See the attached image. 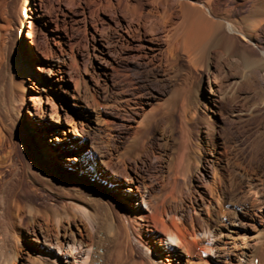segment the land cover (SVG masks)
Wrapping results in <instances>:
<instances>
[{
  "label": "bare ground",
  "instance_id": "obj_1",
  "mask_svg": "<svg viewBox=\"0 0 264 264\" xmlns=\"http://www.w3.org/2000/svg\"><path fill=\"white\" fill-rule=\"evenodd\" d=\"M101 1L122 18L120 37L127 46L138 38L151 56L180 52L197 72L208 74L207 98L212 103L216 91L224 99L255 88L253 106L264 111V49L256 41L264 25V0H252V10L237 21L230 19L228 4L217 7V0H125V14L122 0ZM1 2L0 264H17L25 249V264H264V176L235 168L231 197L225 191L207 192L190 211L180 209L176 204L182 195L179 179L190 172L193 154L187 136H182L177 152L174 148L169 152L170 159H175L170 165V189L156 190L141 176L126 207L116 205L111 197L119 184L118 178L105 172L114 165L111 155L97 149L92 163L100 166V173L85 168L90 134L79 122L67 120L72 137L60 155L76 171L64 174L51 169L17 124L30 101L36 120L50 114L57 131L65 126L58 115L61 107L54 101L43 102L37 84L17 82L28 71L20 62L15 70L13 66L19 35L29 28L27 36L33 38L31 31L37 32L33 19H48V15L43 0H38L32 15L31 0H22L12 9ZM51 30L50 38L59 44L58 29ZM47 66L52 76L71 77L64 57L54 58ZM63 78L55 81V92L64 90L78 105V87L69 92L61 83ZM222 82L231 89L225 90ZM152 110L145 104L135 114L133 129L141 127ZM92 177L106 186L90 183ZM129 179L125 178L133 181Z\"/></svg>",
  "mask_w": 264,
  "mask_h": 264
},
{
  "label": "rangeland",
  "instance_id": "obj_2",
  "mask_svg": "<svg viewBox=\"0 0 264 264\" xmlns=\"http://www.w3.org/2000/svg\"><path fill=\"white\" fill-rule=\"evenodd\" d=\"M1 1L3 7L12 9L22 0ZM37 3L38 0H31V15L36 12ZM102 3L101 0H43L48 19L34 18L37 32L31 31L33 38H28L30 29L27 28L15 43L14 70L20 62L28 71V75L17 82L37 84L43 102L54 101L61 107L58 115L65 126L57 131L50 114L44 120H36L30 101L22 109L17 124L18 130L29 135L33 149L50 168L64 174L76 171L68 168L60 156L66 151L64 145L69 144L68 138L72 137L67 125V120L71 119L79 122L90 138L95 137L94 140L88 138L86 145L87 170L90 168L93 173L95 168L101 169L97 163H92L98 150L114 160L113 167L105 172L119 180L110 193L121 207H126L130 194L138 190L141 176L156 190L163 186L165 190L170 189V165L175 159H170L169 152L172 148L177 150L182 136L190 138L193 153L189 160L190 172L179 179L182 195L176 204L182 210L190 211L191 206H197L207 192L225 191L231 197L233 187L231 190L229 187L234 182L235 168L251 169L264 176V111L253 106L255 88L224 99L216 91L213 95L216 102L212 103L207 98L210 90L207 73L197 72L180 52L154 57L138 38L127 46L120 37L122 18ZM225 4L230 8V19L237 21L252 10L253 1L217 0V7ZM124 5L125 0H122L123 14ZM109 17L112 20L108 22ZM52 27L57 28V35L61 36L59 44L50 38L54 33ZM263 28L256 37L261 49H264ZM57 57L66 59L71 77L46 72L47 65ZM62 75L64 89L70 92L78 87V105L73 104L64 90L55 92V81ZM229 86L225 84L224 89H231ZM33 96L38 99V95ZM145 104L152 106L154 113L149 114L141 127L133 129L135 114L142 112ZM92 141H96L95 147ZM56 143L63 145L61 149ZM79 161L74 163L79 164ZM125 178H132L133 183ZM89 180L92 184L105 185L95 177ZM26 259L25 249L17 264H25Z\"/></svg>",
  "mask_w": 264,
  "mask_h": 264
}]
</instances>
